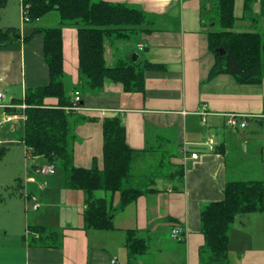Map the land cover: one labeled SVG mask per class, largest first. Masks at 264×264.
Returning <instances> with one entry per match:
<instances>
[{"label":"crops","instance_id":"0c3cea01","mask_svg":"<svg viewBox=\"0 0 264 264\" xmlns=\"http://www.w3.org/2000/svg\"><path fill=\"white\" fill-rule=\"evenodd\" d=\"M105 1L136 6L151 18V30L141 33L132 49L122 41L106 39V62L109 55L115 59L112 45L121 52L117 61L107 64L115 66L133 52L141 64L149 61L157 67L145 71L143 91H127L122 83L111 79L105 81L100 91H80L82 104L89 108L85 113L94 118L76 127L75 165L92 167L96 161L103 168V119L118 115L123 119L126 140L132 148L169 149L176 153L175 163L186 162L183 184L178 177L171 181L162 178L157 192L142 195L125 209L115 210L114 229L100 230L85 227V193L67 188L64 175L58 179V186L69 213L64 225H54L49 219L54 205L44 192L56 185L38 182L30 174L38 164L31 168L25 163V179L16 177L12 183L0 185V264H201L200 250L206 241L201 230L202 207L221 200L230 180H264V79L259 84H243L230 74L210 77L215 57L209 49L208 33L216 0ZM261 2L256 0L252 9L257 25L264 23ZM244 4L245 0H235L238 23L247 19L242 18ZM52 15L26 23L22 20L20 0H9L0 8V27L20 28L22 35L21 39L0 46V90L5 93V104L26 103L27 91L49 83L44 37L33 33L36 27H42L37 25L39 21L54 20ZM238 23L237 30H246ZM127 42L128 46L132 44ZM139 44L145 48L141 50ZM63 52L73 99L79 82L77 28H63ZM58 102L56 97L45 99L47 105L55 106ZM102 109H106L104 115ZM8 110L18 115L23 112L18 107ZM5 111L0 107V127L8 123L11 125L6 129L17 132L16 137L5 142L22 146L26 155L24 119L5 121ZM204 111L207 113L203 114ZM233 112L252 116L246 127L227 125ZM19 120L21 130L15 125ZM212 137L216 142L214 148L207 143ZM1 144L7 150V145ZM184 148L189 155L196 152L199 157L185 159ZM31 176L36 180H28ZM4 189L8 196L2 192ZM26 190L31 195L28 198ZM95 194L114 201L115 196L109 191L100 189ZM35 203L39 207L34 208ZM30 225H43L49 234L31 232ZM177 226L187 234L185 240L172 236ZM129 230H136L150 242L146 251L133 258L126 246ZM229 258L230 264H264L263 212L238 216L231 231Z\"/></svg>","mask_w":264,"mask_h":264},{"label":"trees","instance_id":"16d2710c","mask_svg":"<svg viewBox=\"0 0 264 264\" xmlns=\"http://www.w3.org/2000/svg\"><path fill=\"white\" fill-rule=\"evenodd\" d=\"M9 0H0V8ZM26 23L38 22L56 11L59 25L36 27L33 34L44 37L43 55L49 68L48 84L27 91L25 101L24 142L26 155L46 157L63 169L65 186L85 193V227L112 230L115 228L116 209H125L142 195L157 192L159 180H178L183 184L185 163H175L176 153L169 149L142 151L132 148L126 140V128L120 116L103 119L104 166L95 161L92 167L75 165L74 151L77 141L76 127L85 120L93 119L85 112L66 110L73 104L71 84L64 70L63 28L78 30L79 82L77 89L85 93L103 89L111 79L122 83L127 91L145 89V71L157 67L149 61L141 64L133 55L109 66L105 58V41H134L144 31H150V15L142 9L105 0H20ZM264 14V0H261ZM254 0H246L245 11H252ZM211 20L222 29L210 28L209 49L215 63L210 77L230 74L237 82L259 84L264 79V30H237L235 0H218ZM248 17V16H247ZM256 22V21H255ZM17 27H0V46L21 39ZM137 40V39H136ZM221 50H224L222 53ZM48 97L58 98L55 106L47 105ZM82 103V102H80ZM5 147H0V156ZM155 155L148 156V154ZM143 160L141 161V155ZM141 165L138 166V163ZM149 167H152L149 170ZM144 170V171H143ZM119 193L120 202L99 198L97 190ZM181 189V188H180ZM264 213V180H230L226 183L221 200L211 201L202 207L201 230L205 247L200 250L201 264H230L229 246L232 227L241 214ZM31 232L49 234L43 225H30ZM60 245V244H59ZM58 246V245H56ZM126 246L130 258L146 251L148 238L129 230Z\"/></svg>","mask_w":264,"mask_h":264},{"label":"rangeland","instance_id":"374dc122","mask_svg":"<svg viewBox=\"0 0 264 264\" xmlns=\"http://www.w3.org/2000/svg\"><path fill=\"white\" fill-rule=\"evenodd\" d=\"M218 1V0H216ZM256 0H254L253 4L255 3ZM246 3V0H245ZM245 6V4H244ZM215 10V9H214ZM52 18L53 19H44L39 21V23L37 25L42 26V27H48V26H56L59 25V15L56 11L51 12ZM213 15L216 16V13L214 14V11L212 12V17ZM22 16H23V9H22ZM250 18H248V17ZM237 17V16H236ZM49 18V17H48ZM238 18V17H237ZM236 18V26L238 23V19ZM242 18H247L246 21L238 23L240 25H244V27L247 29H258L260 31L264 30V23L263 21L257 25V23L255 22V18L256 15L255 13H253V11L249 10L245 11L244 13V17ZM264 16L261 17V20H263ZM23 22H24V18H22ZM216 23V21L211 20L209 23L210 25H212L213 23ZM258 26V27H257ZM211 28H215V29H222L220 24H215L214 26H212ZM236 28V27H235ZM137 38L134 39L133 42H131L130 46L129 43L125 40H122V43L128 47V49H132L133 47L136 46V40ZM118 44V43H117ZM112 49L116 52L115 53V59H117V57H120L121 52L119 51L120 49H116L114 47V45H112ZM107 48L109 49L110 46L107 45ZM135 52V50H134ZM134 53L132 52L130 55L132 56ZM114 57H111L109 55L108 57V61L107 63L109 65H111L112 63H114L115 60ZM126 59V58H123ZM22 121L19 120L17 124H15L16 126H18V130L22 128ZM7 125H11L8 123H3L2 126L0 127V140L2 141L1 145H7V150L5 152L4 155L0 156V185H5L7 183H12L15 178L19 177L18 179L22 180L25 179V174L26 170H25V163H28L29 166L31 168H33L34 164H38V166H44L46 164H53L51 163L46 157L44 156H39V157H34V156H30L29 155H25L24 151H23V147L19 146L17 143H10V142H5V139L9 138V137H16V133H13L10 129H6ZM19 132V131H18ZM5 142V143H4ZM27 156V157H26ZM56 166V172L53 174H41V173H35L34 171L31 172L30 174H34L36 176V179L38 180V182L40 183H45V182H50L52 184V182L56 185V187H53L51 190H46L44 192V195L49 199L50 203L52 202V205H54V208L51 210L50 215H49V219L50 221H52V223L54 225H64L65 224V220H67V216H68V209L66 208V206H64L63 201H64V197H62V189L59 188V183H58V179H63L64 178V171L63 169L57 165ZM139 166V163H138ZM152 167H149V170ZM144 171V170H143ZM19 180V181H20ZM162 180H159V186L162 184ZM68 190V189H67ZM2 191V190H1ZM3 193H5L6 196H8V191H6L5 189L2 191ZM112 195V191H109ZM2 193V194H3ZM114 197V206H117L120 202V195L119 193H116ZM7 198V197H6ZM77 198V197H76ZM66 200H71L70 198L66 197ZM31 208L33 206V204L31 203ZM2 211V203H0V212ZM124 252L127 253L126 249H124Z\"/></svg>","mask_w":264,"mask_h":264},{"label":"built area","instance_id":"2783aa9c","mask_svg":"<svg viewBox=\"0 0 264 264\" xmlns=\"http://www.w3.org/2000/svg\"><path fill=\"white\" fill-rule=\"evenodd\" d=\"M139 48L141 50H143L145 48L144 44H139ZM4 99H5V93L0 90V107H3L4 109H6V111L4 112L5 114V121H12L15 118H22V119H26V114H25V109L27 108V104L23 103L21 105H14V104H5L4 103ZM82 94L79 90L75 91V96L73 98V104L66 106V110L68 111H74V112H87L89 110V108L85 107L82 103ZM20 108L23 110L22 113L15 114L13 112H10L8 109H14V108ZM100 111V110H99ZM102 114L104 115L106 113V109H102L101 110ZM207 112L204 111L203 114H206ZM249 117H252L250 115L247 114H241V113H231L229 114L228 120H227V124L233 128L236 127H246L248 124V119ZM2 141L0 140V143ZM214 144H215V140L213 139V143L210 145L212 146V148H214ZM183 156L185 159H187L189 156H191V158H198L199 154L196 152H193L191 155H189V152L186 148L183 149ZM36 173H41V174H53L56 172V166L55 164H46L44 166H38L35 170ZM28 180L30 181H35L36 179L31 176L28 178ZM25 195L27 196V198L29 196H31L29 194V192L26 190L25 191ZM39 207L38 203L34 204V208ZM172 236L175 238H178L180 240H185V237L187 236V234L182 233L181 232V228L179 226L175 227L172 230Z\"/></svg>","mask_w":264,"mask_h":264},{"label":"water","instance_id":"95a60500","mask_svg":"<svg viewBox=\"0 0 264 264\" xmlns=\"http://www.w3.org/2000/svg\"><path fill=\"white\" fill-rule=\"evenodd\" d=\"M215 25V22L212 24V26H214ZM222 51V53L224 52V50H221ZM137 58H138V55H137V53H134L133 54V59L134 60H137ZM189 166H191V161L189 162Z\"/></svg>","mask_w":264,"mask_h":264},{"label":"bare ground","instance_id":"6f19581e","mask_svg":"<svg viewBox=\"0 0 264 264\" xmlns=\"http://www.w3.org/2000/svg\"><path fill=\"white\" fill-rule=\"evenodd\" d=\"M250 118V117H249ZM240 127V126H239ZM236 128H238V127H236ZM213 137L212 138H210L208 141H207V143L209 144V145H211L212 143H213ZM215 144H216V142H215ZM189 161V160H188Z\"/></svg>","mask_w":264,"mask_h":264}]
</instances>
